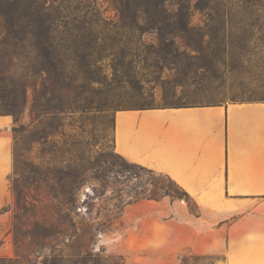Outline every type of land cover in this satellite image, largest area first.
Segmentation results:
<instances>
[{
  "label": "trees",
  "instance_id": "1",
  "mask_svg": "<svg viewBox=\"0 0 264 264\" xmlns=\"http://www.w3.org/2000/svg\"><path fill=\"white\" fill-rule=\"evenodd\" d=\"M105 2L108 6L102 8L99 0H0V115L13 118V133L30 132V141L53 135L51 126L37 135L31 128L43 118L59 119L78 110L81 91L85 109L91 110L99 95H107L112 102L104 106L117 111L223 103L155 105L153 99L157 93L163 100L185 97L221 81L226 70L255 72L264 85V0ZM196 12L202 15L200 22L193 21ZM252 50L260 52L257 63L226 66L221 60L230 51L242 57ZM19 69L23 76H17ZM29 88L31 121L24 126L18 121ZM239 101H264V95ZM145 170L149 175L165 176L177 189L151 179V188L139 192L133 202L166 196L192 199L169 175ZM28 172L32 176H26L24 182L30 179L27 186L36 187L34 202L16 189L10 177L11 191L18 209L30 211L33 220L20 231L14 224L12 229L15 244L18 232L32 239L25 251L38 259L35 264L121 263L92 252L100 229L79 217L83 170L70 167L66 175L58 176L61 186L62 179H68L67 190L59 193L43 189L46 178L38 168L30 165ZM27 202L32 208L26 207ZM5 211V206L0 208V214ZM93 218L88 216V220ZM0 264H5L1 257Z\"/></svg>",
  "mask_w": 264,
  "mask_h": 264
},
{
  "label": "rangeland",
  "instance_id": "2",
  "mask_svg": "<svg viewBox=\"0 0 264 264\" xmlns=\"http://www.w3.org/2000/svg\"><path fill=\"white\" fill-rule=\"evenodd\" d=\"M99 2L102 8L108 6L105 0ZM110 12L111 8L108 7L107 14ZM201 18L202 15L198 12L193 15L194 22H200ZM236 53L230 51V54L221 60L225 61L226 66L232 62L247 65L260 61V52L257 50H252L242 57ZM23 74L21 69L17 71V76ZM84 95L82 91L78 94L77 102L80 106L78 110L63 114L59 119L43 118L35 122L31 128L32 134L37 135L38 131L45 127L48 131L51 126L54 130L53 135L30 141L28 136L30 132L11 133L14 168L10 177L14 179L16 189L23 191L27 200L34 202L32 195L37 193V189L34 185L27 186L29 181L32 182L30 179L24 182L26 176H32L28 172L30 165L38 168V173L46 178V187L43 189L55 193L68 188V179L63 178L64 185L61 186L57 177L66 175L70 167L80 168L83 170L85 181L78 191L79 217H84L88 224L98 226L100 229L95 235L93 253L107 259L113 257L112 261L121 262L112 264H223L221 257L195 253L184 244L186 232L194 230V217L200 215V210L192 199L163 197L186 204L190 215L188 214L189 217L186 218L189 220H185L188 229H182L181 241L176 237L168 240L163 236L165 228L171 231L178 230L176 222L165 226V222L173 216L148 205H141L136 209L134 204L137 202L150 200L133 202L139 192L151 188L149 184L151 179L157 185H169L173 191L177 187L165 176L149 175L145 170L148 167L135 166L119 155L114 149L113 142L115 110L104 106L105 103L109 104L112 101L107 95H99L91 110H87L84 107L86 106ZM263 95L264 85L260 74L252 71L231 73L226 70L221 81L190 92L179 99L163 100L162 95L157 93L153 103L162 105L188 101L231 102ZM31 99L32 89L29 88L26 105L18 121L24 126L31 121L29 111ZM117 164L125 165L126 170L124 166L118 167ZM33 176L36 179L37 173ZM11 195V202L5 206L8 215L0 219V257L5 264H35L38 259L25 251L32 239L18 232L16 233L18 243L15 244V232L12 229L14 224L20 231L27 223L32 222L33 217L30 216V211L18 209L12 191ZM30 202H27L26 207L32 208ZM89 215L94 218L88 220Z\"/></svg>",
  "mask_w": 264,
  "mask_h": 264
},
{
  "label": "crops",
  "instance_id": "3",
  "mask_svg": "<svg viewBox=\"0 0 264 264\" xmlns=\"http://www.w3.org/2000/svg\"><path fill=\"white\" fill-rule=\"evenodd\" d=\"M13 125L0 115V208L12 199ZM113 142L126 160L169 175L191 196L200 215L183 239L192 251L223 264H264V101L117 110ZM134 205L173 216L165 226L176 222L178 230L165 228L163 236L182 240L190 215L184 202Z\"/></svg>",
  "mask_w": 264,
  "mask_h": 264
}]
</instances>
